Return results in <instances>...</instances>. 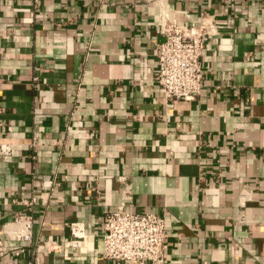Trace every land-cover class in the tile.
Returning a JSON list of instances; mask_svg holds the SVG:
<instances>
[{
    "label": "crops",
    "instance_id": "0c3cea01",
    "mask_svg": "<svg viewBox=\"0 0 264 264\" xmlns=\"http://www.w3.org/2000/svg\"><path fill=\"white\" fill-rule=\"evenodd\" d=\"M202 11V94L170 100L159 23ZM0 144V264H115L117 207L165 217V264H264V0H0Z\"/></svg>",
    "mask_w": 264,
    "mask_h": 264
},
{
    "label": "built area",
    "instance_id": "2783aa9c",
    "mask_svg": "<svg viewBox=\"0 0 264 264\" xmlns=\"http://www.w3.org/2000/svg\"><path fill=\"white\" fill-rule=\"evenodd\" d=\"M162 40L158 43L157 77L170 100L196 99L204 86L203 55L210 39L219 33L213 15L201 12L200 20L185 25L176 18L163 17ZM10 150L0 144V153ZM18 239L32 238V220L17 215ZM75 229H78L76 227ZM102 258L115 264H165L167 222L163 215L125 211L122 207L109 211L104 220ZM3 245L0 243V249ZM37 264V263H32Z\"/></svg>",
    "mask_w": 264,
    "mask_h": 264
}]
</instances>
